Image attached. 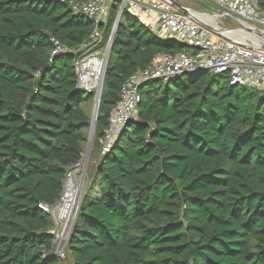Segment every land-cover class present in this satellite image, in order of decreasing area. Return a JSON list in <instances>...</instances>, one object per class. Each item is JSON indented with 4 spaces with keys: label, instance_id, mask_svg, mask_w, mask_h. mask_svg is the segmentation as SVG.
I'll use <instances>...</instances> for the list:
<instances>
[{
    "label": "trees",
    "instance_id": "trees-1",
    "mask_svg": "<svg viewBox=\"0 0 264 264\" xmlns=\"http://www.w3.org/2000/svg\"><path fill=\"white\" fill-rule=\"evenodd\" d=\"M70 1L0 0V264H60L40 205H56L83 159L94 96L78 87L74 64L106 46L119 11L113 2L98 27L103 39L92 43L95 21ZM53 38L77 52L53 55ZM114 49L96 149L125 82L157 55L186 47L126 10ZM139 93L137 118L96 167L68 259L264 264V93L207 70L151 81Z\"/></svg>",
    "mask_w": 264,
    "mask_h": 264
},
{
    "label": "built area",
    "instance_id": "built-area-1",
    "mask_svg": "<svg viewBox=\"0 0 264 264\" xmlns=\"http://www.w3.org/2000/svg\"><path fill=\"white\" fill-rule=\"evenodd\" d=\"M205 1L221 15L239 22L241 28L212 26L182 12L184 16H180L175 12L179 10L168 0L70 1L75 14H84L95 21L97 27L92 35V43L101 40L98 27L106 21L111 4L117 2L121 14L126 10L133 13L159 37L176 41L190 49L157 55L146 68L139 69L125 82L120 100L111 111L105 138L101 140L102 156L110 151L124 126L137 118L141 101L139 89L151 81L168 83L185 73L207 70L213 75H227L233 86H245L264 93V12L258 0ZM202 23L214 27L219 33L210 32ZM52 42L53 55L77 52L76 47L65 46L57 39L53 38ZM113 43L111 35L103 49L78 58L74 64L78 87L93 95L96 102L101 100L103 94ZM88 46V43H83L80 49ZM81 162L68 171L56 205H40L52 220L49 234L53 238L54 256L59 262L69 258L70 241L86 196L84 185L76 176Z\"/></svg>",
    "mask_w": 264,
    "mask_h": 264
},
{
    "label": "rangeland",
    "instance_id": "rangeland-1",
    "mask_svg": "<svg viewBox=\"0 0 264 264\" xmlns=\"http://www.w3.org/2000/svg\"><path fill=\"white\" fill-rule=\"evenodd\" d=\"M179 3L197 11L200 12V14L203 17L210 18V21H214L217 23L219 26H224L227 28H241V25L239 22L232 20L231 18L225 16L224 14H220L219 12L215 11L212 9L208 1H200V0H176ZM178 15L184 16L180 11L177 12L175 11ZM209 16H207V15ZM211 16V17H210ZM213 22V23H214ZM263 29L262 27H260ZM101 40L103 39V35L101 34ZM100 40V41H101ZM173 51H176L177 48L174 47L172 48ZM189 51L190 49H185ZM116 54V49L112 50L111 53V60L115 58ZM151 88H156L155 86H151ZM87 104L91 105L93 107V113H92V119H96V114H94V108H95V97L92 98ZM99 114V112H98ZM97 114V118H98ZM97 124V122H96ZM96 126L95 127H90L86 131V136H87V141L84 144V155H83V160L81 162V167L76 171V176L80 179V182L84 185V190L86 191V194L88 192V189L96 175V167L98 163L102 159V154H101V147L100 149H96L95 146V140H96ZM69 259L71 257L69 256ZM69 259L59 262L60 264H72V260L70 261Z\"/></svg>",
    "mask_w": 264,
    "mask_h": 264
},
{
    "label": "water",
    "instance_id": "water-1",
    "mask_svg": "<svg viewBox=\"0 0 264 264\" xmlns=\"http://www.w3.org/2000/svg\"><path fill=\"white\" fill-rule=\"evenodd\" d=\"M176 9H178L180 12L184 13L185 15L189 16V17H192V18H195L194 15H193V12H197L181 3H179L178 1L176 0H168ZM200 13V12H198ZM122 14L120 12H118V15H117V19H116V23H115V26H114V29H113V32H112V37L114 38L115 36V33H116V30H117V27H118V24H119V20L121 18ZM196 19V18H195ZM199 21V20H197ZM203 27L207 30H209L210 32H213V33H216L218 34L219 31H217L214 27L212 26H209L205 23H202ZM185 46V45H183ZM99 104H100V101L99 102H96L95 101V108H94V114H96V119L93 118L92 121H91V127H95L96 126V122H97V114L99 112Z\"/></svg>",
    "mask_w": 264,
    "mask_h": 264
},
{
    "label": "bare ground",
    "instance_id": "bare-ground-1",
    "mask_svg": "<svg viewBox=\"0 0 264 264\" xmlns=\"http://www.w3.org/2000/svg\"><path fill=\"white\" fill-rule=\"evenodd\" d=\"M193 15H194V17L196 18V19H198V20H201V21H203V22H205V23H208V24H210V25H212V26H216L217 25V23H215L214 21V23L212 22V21H210L211 19L210 18H208L207 19V17H203L200 13H198V12H193ZM210 19V20H209Z\"/></svg>",
    "mask_w": 264,
    "mask_h": 264
}]
</instances>
